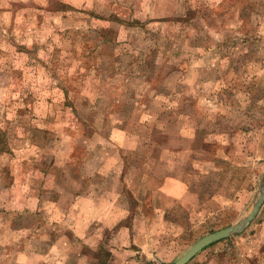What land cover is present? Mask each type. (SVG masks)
<instances>
[{
    "label": "rangeland",
    "instance_id": "1",
    "mask_svg": "<svg viewBox=\"0 0 264 264\" xmlns=\"http://www.w3.org/2000/svg\"><path fill=\"white\" fill-rule=\"evenodd\" d=\"M253 53L264 0H0V264H173L246 216L264 174ZM167 176L190 189L169 196ZM151 194L169 210L152 225ZM130 232L142 247L113 256ZM186 264H264V202Z\"/></svg>",
    "mask_w": 264,
    "mask_h": 264
},
{
    "label": "crops",
    "instance_id": "2",
    "mask_svg": "<svg viewBox=\"0 0 264 264\" xmlns=\"http://www.w3.org/2000/svg\"><path fill=\"white\" fill-rule=\"evenodd\" d=\"M252 55V57H255L256 55L260 58L259 59V64L261 65V64H264V59H263V55L262 54H260V53H258V54H255V53H253V54H251ZM251 55H248V57H250ZM114 107H116V110L118 111H120L121 110V108L120 107H117L116 105L114 106ZM10 149V148H9ZM9 149H0V155L1 154H5V155H11L12 154V151H10ZM226 150V149H225ZM214 157H217L216 155H214ZM219 157H222V156H219ZM224 157H226V159H228L229 161H235L237 158H232V156L230 157V156H228V154L227 153H225V155H224ZM214 160V162L216 161V159H211V161H213ZM217 162L218 163H222L223 164V168L225 167V168H227V165H228V161L227 160H225L224 158L223 159H220V158H217ZM237 163H239V164H232L233 165V167H238L237 165H239V167H240V162H238V160L236 161ZM212 163V162H211ZM203 167H205V166H203ZM216 167V166H215ZM215 167H212L211 165H208V166H206L205 168H209V170L211 169V170H213V168H215ZM204 168V169H205ZM216 169V168H215ZM246 169V170H245ZM242 170H245V172L246 173H249L250 171H247V170H249V169H247V168H243L242 167ZM205 171V170H204ZM227 171H225V170H223V171H221V174H223V175H226L225 173H226ZM250 174V173H249ZM63 175V174H62ZM62 175H58L57 176V181H59V180H61V178H62ZM235 176V175H234ZM246 179V178H245ZM85 181H89V177L87 178L86 177V180ZM245 182V181H244ZM243 182V183H244ZM164 191H167L168 192V194H169V196L170 195H179L182 191H184V192H186V190H187V188L188 189H190V187H188V185H189V182L188 181H186L185 180V178H183V177H174V176H167L166 177V179H165V181H164ZM173 184H175L177 187H178V192L177 193H173L172 191H171V188L172 189H174V187H172L173 186ZM185 188H186V190H185ZM201 191V189L200 190H196V192H195V198L193 199V204H191L190 205V207L192 208V207H194L195 206V209L194 210H192L191 212V220L194 222V223H196L197 221H199L200 219H201V217H202V212H203V208H202V205H201V200H205V197H204V194H202L201 195V197H200V195H199V192ZM206 193V192H205ZM85 194H84V192H81V194H79V195H77V197L75 198V203H73V205L75 204H77L78 206H79V202L80 201H82V200H87L88 198H87V196L85 197L84 196ZM87 195V194H86ZM89 195V194H88ZM80 196V197H79ZM84 196V197H83ZM209 198H207L208 200L211 198V195L209 194ZM89 197V196H88ZM135 197V199L137 200V201H139V206L140 207H142L143 205H144V200H146V195L145 196H141L140 198H138V197H136V196H134ZM82 198V199H81ZM81 199V200H80ZM186 199H190V198H186ZM150 201H152V205L154 206L153 208H151V211L153 212L151 215L149 214V213H146L145 214V216L148 218V219H150V218H153L154 220H153V222H149L150 223V225H152L153 223H154V221H155V219H156V215H159V217L160 216H166V213L169 211L168 209H166L163 205H159L158 204V201H157V199H156V195L154 194V195H152L151 194V198H150ZM260 210V209H259ZM99 211V213L97 214L98 216L100 215V213H101V211L102 210H98ZM206 213V212H205ZM92 214L89 216V221H90V218L92 219ZM96 217L97 216H94V218L93 219H96ZM148 231H151V229L149 228L148 229ZM122 232V230H118V237H120L121 236V234H123V236H124V233L125 232H123V233H121ZM121 233V234H120ZM131 236H132V234H131V232H130V234H129V240L127 241V242H123V243H120V242H118V241H111V243H110V245H111V250H112V255L113 256H115L114 254H125V255H130V254H132V252H134L135 250H136V248H137V246L138 247H142L140 244H138L137 243V241H135L134 240V237H132L131 238ZM124 239H125V237H124ZM126 240V239H125ZM114 259V258H113ZM110 261H112V258L109 260V262Z\"/></svg>",
    "mask_w": 264,
    "mask_h": 264
},
{
    "label": "water",
    "instance_id": "3",
    "mask_svg": "<svg viewBox=\"0 0 264 264\" xmlns=\"http://www.w3.org/2000/svg\"><path fill=\"white\" fill-rule=\"evenodd\" d=\"M263 202H264V174L261 179V184L259 187V196L257 200L254 202L252 209L248 212L246 216H244L240 221H238L237 223L231 226L212 232L202 237L173 264H186L196 254H198L201 250H203L205 247L209 246L210 244L243 231L247 227V225L255 218Z\"/></svg>",
    "mask_w": 264,
    "mask_h": 264
},
{
    "label": "trees",
    "instance_id": "4",
    "mask_svg": "<svg viewBox=\"0 0 264 264\" xmlns=\"http://www.w3.org/2000/svg\"><path fill=\"white\" fill-rule=\"evenodd\" d=\"M5 147H6V146H4V147H2V148H0V149H4V150H5V149H9V148H5Z\"/></svg>",
    "mask_w": 264,
    "mask_h": 264
}]
</instances>
